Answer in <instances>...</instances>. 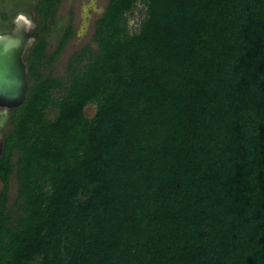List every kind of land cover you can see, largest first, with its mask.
<instances>
[{
    "label": "trees",
    "instance_id": "16d2710c",
    "mask_svg": "<svg viewBox=\"0 0 264 264\" xmlns=\"http://www.w3.org/2000/svg\"><path fill=\"white\" fill-rule=\"evenodd\" d=\"M58 3L33 5L29 88L0 111V264H264V0H108L67 82L43 71Z\"/></svg>",
    "mask_w": 264,
    "mask_h": 264
},
{
    "label": "rangeland",
    "instance_id": "374dc122",
    "mask_svg": "<svg viewBox=\"0 0 264 264\" xmlns=\"http://www.w3.org/2000/svg\"><path fill=\"white\" fill-rule=\"evenodd\" d=\"M37 0H32V3H28L24 10L18 9L16 0H0V7H7L13 9L15 13H24L32 21H34L33 5ZM108 4V0H59L54 15V22L50 24V29L44 35L47 42L46 53L52 54L60 43L62 36L64 35L66 28L72 27V35L66 41L61 52L57 55L54 61L43 70L44 73H49L55 77L60 78L62 81L67 82L69 79L68 63L73 58L74 54L81 52L85 47L89 48V52H96L98 45L93 40V34L96 28L97 20L102 16L105 8ZM146 14V7L142 2H138L135 7L126 14V24L128 32L130 34L139 30L141 21ZM17 15V14H16ZM16 15H12L11 18ZM35 22V21H34ZM9 23L0 18V27L6 26ZM40 34L37 31V37L32 41L31 46L37 42ZM86 61V60H85ZM62 90L55 92L58 96ZM87 116L91 117L95 113V104H89L86 107ZM3 112V111H2ZM58 113V110L54 107H50L46 110V116L48 119L53 120ZM6 121H2L0 132L4 135L11 129V122L9 113L7 114ZM1 120V117H0ZM17 155L13 156V161H16ZM4 187L0 180V190ZM18 180L16 177L15 169L10 175L8 186V203L12 218H17L21 212L18 202ZM17 202V203H16Z\"/></svg>",
    "mask_w": 264,
    "mask_h": 264
},
{
    "label": "water",
    "instance_id": "95a60500",
    "mask_svg": "<svg viewBox=\"0 0 264 264\" xmlns=\"http://www.w3.org/2000/svg\"><path fill=\"white\" fill-rule=\"evenodd\" d=\"M36 23L18 13L9 32L0 34V110L20 106L29 88L28 66L24 59L27 48L37 37ZM4 143L0 132V148Z\"/></svg>",
    "mask_w": 264,
    "mask_h": 264
},
{
    "label": "flooded vegetation",
    "instance_id": "af4514ba",
    "mask_svg": "<svg viewBox=\"0 0 264 264\" xmlns=\"http://www.w3.org/2000/svg\"><path fill=\"white\" fill-rule=\"evenodd\" d=\"M21 13V12H20ZM18 14V13H17ZM16 17V16H15ZM15 17L13 18V24H14V19H15ZM13 26V25H12ZM12 26H11V28H12ZM11 28H10V30H11ZM9 30V31H10ZM8 31V32H9ZM3 32H1L0 34H2ZM1 112H2V110H0ZM2 149H3V146H2V148H0V155H1V153H2Z\"/></svg>",
    "mask_w": 264,
    "mask_h": 264
}]
</instances>
